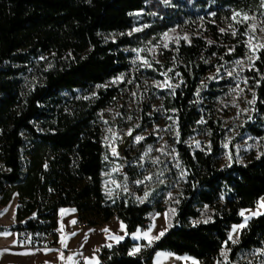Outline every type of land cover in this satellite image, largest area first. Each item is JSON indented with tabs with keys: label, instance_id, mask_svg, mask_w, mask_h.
I'll use <instances>...</instances> for the list:
<instances>
[{
	"label": "trees",
	"instance_id": "1",
	"mask_svg": "<svg viewBox=\"0 0 264 264\" xmlns=\"http://www.w3.org/2000/svg\"><path fill=\"white\" fill-rule=\"evenodd\" d=\"M262 17L261 0H0V209L17 199L15 224L0 231L56 245V213L74 208L84 226L125 225L123 241L97 249L99 264H152L161 251L264 264V213L228 240L241 210L264 195V48L237 66L248 56V22ZM172 30L190 36L152 55ZM128 91L163 115L172 136L130 148L110 196L100 116ZM235 93L253 101L241 124L229 117ZM240 138L256 148L228 164ZM168 206L175 219L158 239L131 240Z\"/></svg>",
	"mask_w": 264,
	"mask_h": 264
},
{
	"label": "rangeland",
	"instance_id": "2",
	"mask_svg": "<svg viewBox=\"0 0 264 264\" xmlns=\"http://www.w3.org/2000/svg\"><path fill=\"white\" fill-rule=\"evenodd\" d=\"M248 23L249 33L245 41L248 47V56L238 59V61L241 63H237V66L240 69L246 67L249 58H252L253 60L256 53L262 49L258 48V45L264 44V18H258L254 22ZM251 26H255L254 29ZM229 27L230 26L227 23L224 24L225 30H229ZM189 36L190 34L184 31H169L161 35L157 40L154 41L153 44H151L150 53L155 56L159 50L167 48L171 43L186 41ZM249 44L252 45V48H256L257 50L253 51L249 47ZM136 61L145 62L146 64L145 57L140 53L137 54ZM137 95L138 94H132L128 91L124 96H122V99L116 101L113 106L104 110L100 116V122L104 133V141L112 158V167L107 173L108 178L105 182L106 194L110 196L114 194L113 190H115V188L122 187L121 183L123 181L122 175L124 174V166L128 161L130 148H132L138 142L136 137H142V139L152 137L154 140H156V144L161 145L167 141L169 143L172 136L168 124L163 118V115H156L153 106L151 105V107H147L144 101L139 99ZM234 95L236 97L233 96L232 99L238 98V103L235 105L234 101L230 102L231 107L228 108L230 113L229 117L236 121L237 124H241L244 122V119L242 118L243 115L250 114L248 108L249 97H241L237 93ZM130 131L131 134H129ZM232 138L233 137H231V139ZM250 140L251 139L240 138L235 142L233 150L229 151L227 156L228 164H230L233 159H236L237 161L242 160L243 153L249 154V152H252V150L256 148V142L251 144ZM160 148L161 146L158 147V150H160ZM260 204L261 203L259 202L256 208L245 209L242 211L244 212V216H241V224L245 226L250 219L261 215L260 213H264V208L259 211ZM205 210H207V207H205ZM15 211V204L12 206H7L2 211L0 223L6 225L10 223V221H14ZM162 213L166 216L167 226L171 227L176 215L175 206H168V208ZM205 213H207V211ZM205 213L200 219V221L204 223L209 221V217L205 215ZM8 216L10 220L7 219ZM153 217L151 221L153 220ZM239 225H233L231 227L229 235L232 236V240H229L228 235V240L230 242L237 241L239 232L242 229L238 227ZM234 228H236L235 232L233 231ZM147 231L148 229L144 231L140 230L141 234L147 233ZM158 238H155L153 241ZM162 254L165 253H159L156 255L155 264H186L189 262L188 259H181L179 261L177 259L179 256H175L176 259L174 261L168 262L163 258ZM92 256L93 255H90V259L88 260L89 264H97V260H95V258Z\"/></svg>",
	"mask_w": 264,
	"mask_h": 264
},
{
	"label": "crops",
	"instance_id": "3",
	"mask_svg": "<svg viewBox=\"0 0 264 264\" xmlns=\"http://www.w3.org/2000/svg\"><path fill=\"white\" fill-rule=\"evenodd\" d=\"M16 200L14 198L8 206L16 205ZM6 207L0 209V217ZM61 209L66 211L62 214ZM261 209L262 207H259V211ZM7 219L10 220L9 216ZM56 220L57 227L53 231L55 232L56 245L52 246L28 245V243L18 239L16 232L11 230L0 231V264H89L88 260L90 259V255H93L92 257L99 264L97 249L104 245L119 243L126 237L125 225L117 220H112L101 226L78 227V213L74 208L58 209ZM72 221H75V223H72ZM15 222L16 219L6 225L0 223V227L9 228ZM121 224L124 225L123 230L121 229ZM105 229L108 231H105ZM167 229L165 214L158 213L150 223L147 237H145L144 233L141 234L140 230H137L130 238L135 243L142 240L149 244L150 241L152 243L155 238L160 237L162 235L161 233H164ZM64 237H66V240L62 243L61 241ZM115 237H122V239L117 240ZM49 239H54V235ZM136 253L138 251H133L132 255ZM159 253H165L162 254L163 258L168 262L174 261L176 259L175 256H177L170 252L161 251L155 254L152 264L156 263V255ZM186 257L189 256H179L177 259L179 261L181 259H188L189 262L186 264H200L194 258Z\"/></svg>",
	"mask_w": 264,
	"mask_h": 264
},
{
	"label": "snow or ice",
	"instance_id": "4",
	"mask_svg": "<svg viewBox=\"0 0 264 264\" xmlns=\"http://www.w3.org/2000/svg\"><path fill=\"white\" fill-rule=\"evenodd\" d=\"M261 4H262V6H264V0H261ZM236 15H240V14H239V13H235L234 16H236ZM244 19H245V20L248 19L247 15L244 16ZM241 22H242V21H241ZM251 27L254 29L255 26H251ZM250 39H251V38H250ZM249 47H250L253 51H256V50H257L256 48H252V45H251V44H249ZM258 48H264V44L258 45ZM237 63L239 64V63H241V62H240V61H237ZM165 83H167V82H165ZM252 102H253V101H249V103H252ZM129 134H131V131L129 132ZM141 139H142V137H136V140H137V141H140ZM138 183H139V182H138ZM146 195H147V193H146ZM259 207L264 208V202H261V204L259 205ZM65 211H66V210L61 209V213H62V214H63ZM73 211H74V210H73ZM240 215H241V216H244V212H241ZM72 223H75V221H72ZM238 227H239V228H243L244 225L241 224V225H239ZM123 228H124V225L121 224V229L123 230ZM61 231H62V229H61ZM105 231H108V230L105 229ZM233 231L235 232V231H236V228H234ZM161 234H163V233H161ZM73 235H75V233H73ZM144 235H145V237H147V236H148V233H144ZM157 238H158V237H157ZM115 239L119 240V239H122V237H115ZM64 240H66V237L62 238V241H61V242L63 243ZM229 240H232V236H231V235H229ZM233 243H235V241H233ZM138 250H139V249L137 248V249H134L133 251L135 252V251H138ZM130 254H132V253H130ZM69 259H71V257H69Z\"/></svg>",
	"mask_w": 264,
	"mask_h": 264
},
{
	"label": "built area",
	"instance_id": "5",
	"mask_svg": "<svg viewBox=\"0 0 264 264\" xmlns=\"http://www.w3.org/2000/svg\"><path fill=\"white\" fill-rule=\"evenodd\" d=\"M259 202L261 203V202H264V195H260V198H259ZM77 226L78 227H83L84 226V224L82 223V222H77ZM48 235L49 236H53L54 235V232H52V231H50L49 233H48ZM31 236V233L30 232H28V233H26L25 234V237H30Z\"/></svg>",
	"mask_w": 264,
	"mask_h": 264
}]
</instances>
